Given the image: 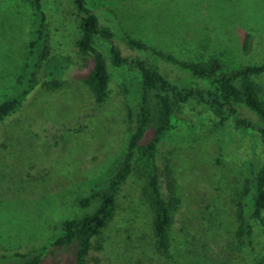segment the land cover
Listing matches in <instances>:
<instances>
[{"label": "rangeland", "instance_id": "374dc122", "mask_svg": "<svg viewBox=\"0 0 264 264\" xmlns=\"http://www.w3.org/2000/svg\"><path fill=\"white\" fill-rule=\"evenodd\" d=\"M43 3L50 15L52 54L40 74L42 87L20 112L0 124L4 250L53 240L61 221L81 214L80 199L124 155L131 131L128 107L140 97V73L114 66L112 43L97 38L112 75L110 98L97 104L81 81L93 61L77 51L80 34L72 0ZM88 4L102 26L116 32L115 43L128 55H135L125 43L131 36L186 60L216 56L229 68L264 62V0H88ZM35 23L29 0H0V103L29 83L25 69L35 64L30 46ZM248 35L251 44L246 49ZM24 73L22 84L19 78ZM53 80L62 86L45 84ZM259 81L264 89V77ZM185 113L192 124L167 134L158 154L165 198L170 200L172 194L171 173L182 193L174 214L172 255L156 250L150 209L143 201L133 202L148 179L141 166L121 196L124 217L109 228L104 249H93L90 264H252L256 255L264 257L261 227L254 251L235 237L236 191L263 163L257 134L234 127L220 133L209 114L186 108ZM77 249L74 244L57 250L55 264H74Z\"/></svg>", "mask_w": 264, "mask_h": 264}, {"label": "trees", "instance_id": "16d2710c", "mask_svg": "<svg viewBox=\"0 0 264 264\" xmlns=\"http://www.w3.org/2000/svg\"><path fill=\"white\" fill-rule=\"evenodd\" d=\"M29 3L36 19L30 43L35 64H28L25 69V73H29L28 85L0 103V124L20 112L42 87L40 74L52 54L50 15L43 0H29ZM72 3L80 34L76 41L77 51L93 61L90 72L81 81L94 101L104 104L112 92L108 59L98 47L97 38L112 43L110 57L114 66L129 67L141 75L139 100L128 107L131 131L126 151L113 171L97 181L80 199L81 214L61 221L56 238L16 249H0V260L8 261L7 264H55L57 250L77 244L74 264H90L93 249H104L109 228L124 217L120 199L141 166L148 173V179L133 202L143 201L150 209L156 250L172 255L174 214L182 202V193L171 173L168 186L172 194L170 200L165 198L158 154L167 134L192 124L185 108L209 114L220 133L234 127L258 136L263 163L259 169L249 172L242 187L236 191L239 200L235 237L244 248L254 251L260 227L264 235V89L259 81L264 77V62L229 68L216 56L206 60H186L131 36L125 38V43L135 55H128L115 43L116 32L102 26L88 0H72ZM250 44L248 35L245 48ZM25 73L19 78L22 84ZM45 84L51 88L62 86L56 80ZM252 264H264V257L256 255Z\"/></svg>", "mask_w": 264, "mask_h": 264}]
</instances>
